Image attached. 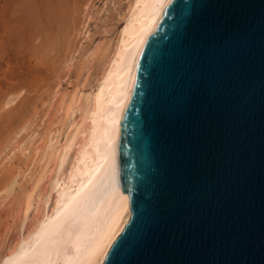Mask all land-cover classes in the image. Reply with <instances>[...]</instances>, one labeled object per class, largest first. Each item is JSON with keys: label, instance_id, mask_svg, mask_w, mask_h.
Here are the masks:
<instances>
[{"label": "water", "instance_id": "95a60500", "mask_svg": "<svg viewBox=\"0 0 264 264\" xmlns=\"http://www.w3.org/2000/svg\"><path fill=\"white\" fill-rule=\"evenodd\" d=\"M130 217L101 264H264V0H168L116 138Z\"/></svg>", "mask_w": 264, "mask_h": 264}, {"label": "bare ground", "instance_id": "6f19581e", "mask_svg": "<svg viewBox=\"0 0 264 264\" xmlns=\"http://www.w3.org/2000/svg\"><path fill=\"white\" fill-rule=\"evenodd\" d=\"M167 1H128L113 43L100 55L95 82L86 91L76 87L70 97L63 142L50 152L53 139L46 142L41 173L25 196L13 237L0 249V264L103 262L130 217L128 194L117 179L116 138L138 56ZM14 184L10 179L5 197Z\"/></svg>", "mask_w": 264, "mask_h": 264}, {"label": "rangeland", "instance_id": "374dc122", "mask_svg": "<svg viewBox=\"0 0 264 264\" xmlns=\"http://www.w3.org/2000/svg\"><path fill=\"white\" fill-rule=\"evenodd\" d=\"M128 1L0 0V249L18 227L46 142L48 152L63 142L70 97L95 82Z\"/></svg>", "mask_w": 264, "mask_h": 264}]
</instances>
